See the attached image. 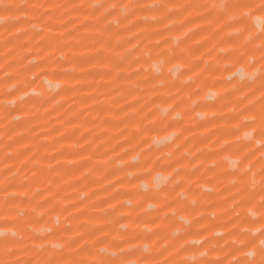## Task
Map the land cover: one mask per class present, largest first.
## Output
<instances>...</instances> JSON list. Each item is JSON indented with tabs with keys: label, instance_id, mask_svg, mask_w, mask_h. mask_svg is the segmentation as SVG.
I'll return each mask as SVG.
<instances>
[{
	"label": "rangeland",
	"instance_id": "rangeland-1",
	"mask_svg": "<svg viewBox=\"0 0 264 264\" xmlns=\"http://www.w3.org/2000/svg\"><path fill=\"white\" fill-rule=\"evenodd\" d=\"M261 6L0 0V264L258 260Z\"/></svg>",
	"mask_w": 264,
	"mask_h": 264
},
{
	"label": "snow or ice",
	"instance_id": "snow-or-ice-1",
	"mask_svg": "<svg viewBox=\"0 0 264 264\" xmlns=\"http://www.w3.org/2000/svg\"><path fill=\"white\" fill-rule=\"evenodd\" d=\"M226 7H231L234 9H242V8H247L250 7V5L247 4H233V5H226ZM261 11H264V6H261ZM261 207L264 208V197H262L261 200ZM261 236L264 237V233H261ZM235 264H264V239H261L260 242V252H259V259L258 260H253V261H241V260H236Z\"/></svg>",
	"mask_w": 264,
	"mask_h": 264
}]
</instances>
